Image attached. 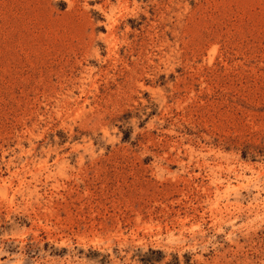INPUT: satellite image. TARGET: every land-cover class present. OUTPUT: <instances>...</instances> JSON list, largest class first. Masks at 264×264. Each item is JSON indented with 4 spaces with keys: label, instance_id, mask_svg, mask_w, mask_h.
<instances>
[{
    "label": "rangeland",
    "instance_id": "rangeland-1",
    "mask_svg": "<svg viewBox=\"0 0 264 264\" xmlns=\"http://www.w3.org/2000/svg\"><path fill=\"white\" fill-rule=\"evenodd\" d=\"M0 264H264V0H0Z\"/></svg>",
    "mask_w": 264,
    "mask_h": 264
}]
</instances>
